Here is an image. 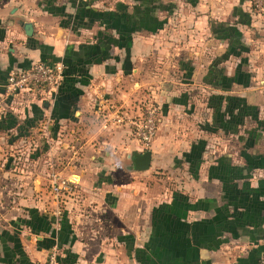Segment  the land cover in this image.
<instances>
[{"label":"crops","instance_id":"1","mask_svg":"<svg viewBox=\"0 0 264 264\" xmlns=\"http://www.w3.org/2000/svg\"><path fill=\"white\" fill-rule=\"evenodd\" d=\"M261 2L153 1L157 30L131 31L128 46H98L103 34L119 40L126 29L81 21L80 4L118 12L123 3L139 16L138 0H0V115L22 121L35 104L42 117L33 136L10 143L14 160L43 136L29 155L39 164L12 174L16 213H0V264H44L52 249L59 264H258L264 15L251 4ZM38 60L67 65L52 95L41 104L34 90L7 95V74ZM142 99L161 109L148 147L128 122ZM146 149L149 167L134 169L132 153ZM53 174L78 189L55 199ZM29 209L41 218L32 227L22 221Z\"/></svg>","mask_w":264,"mask_h":264},{"label":"built area","instance_id":"2","mask_svg":"<svg viewBox=\"0 0 264 264\" xmlns=\"http://www.w3.org/2000/svg\"><path fill=\"white\" fill-rule=\"evenodd\" d=\"M63 70L64 65L61 62L35 61L25 68L11 70L3 85L4 91L6 94H10L34 90L35 93L50 96L62 82ZM142 105L143 107L139 109L143 112L131 115L128 122L134 136L144 147H148L156 135L159 107L146 100L141 103ZM115 118L116 121H120L118 115ZM50 180L48 190L55 196V199L77 189L75 180L60 178L56 174L50 175ZM44 264H59L55 249L49 252ZM258 264H264V246Z\"/></svg>","mask_w":264,"mask_h":264},{"label":"trees","instance_id":"3","mask_svg":"<svg viewBox=\"0 0 264 264\" xmlns=\"http://www.w3.org/2000/svg\"><path fill=\"white\" fill-rule=\"evenodd\" d=\"M139 3L137 5H134L133 9L134 11H139L142 13L139 16H135V15H130L129 13L126 12V8L127 5L120 3L118 5V8L116 9L118 12L116 11H99V10H94L92 8H87L86 7V3H81L80 4V10L78 15L80 17H78L79 19H81L84 16L89 17L90 19H97L100 20L101 22H104L106 25L109 24V26L114 27L116 29L122 27L125 30L124 34H121L119 40H115L113 39V37L111 35L108 34H103L102 36L99 37V43L97 44L98 46H102V44H110V43H115V42H127L128 44H126L127 46L130 44L131 42V36H130V32L133 30H138V29H146L149 31H154L157 30L160 26L161 23L160 21L156 18L155 16V8H157V6H155V4H152L153 1H158V0H138ZM154 12V13H153ZM155 16V17H154ZM121 18V19H120ZM105 20H109L108 23L105 22ZM116 23H118V25H116ZM101 55H105V52H102ZM100 55V56H101ZM104 58V57H103ZM102 59V58H101ZM43 61V60H42ZM46 63H52L53 61H43ZM63 62V61H62ZM64 66H67L65 62ZM29 66V65H27ZM27 66H22L20 65V67L25 68ZM63 74L65 75V68L63 70ZM236 99V98H235ZM233 100L232 98H230V101ZM159 109H158V118L160 116V106L158 105ZM32 110H33V115L32 116H26L24 120L19 121L18 118L13 115L12 113H5L3 115H0V131H8L12 128L16 129V135H12L10 137V142L11 143L13 140H15V138L17 137H23L29 134V130L31 128H33L36 124V122L41 119V115H38V107L37 105H32ZM246 109V107L244 106V110ZM246 113V110H245ZM15 137V138H14ZM197 149L191 150V154L192 155H198L199 153L196 151ZM28 215H29V219H22V221L29 226H33L34 222L35 223H39L40 221V216H38V213H36L34 210L29 209L28 211ZM44 220V219H43ZM4 237H7V232H2ZM58 260V259H57Z\"/></svg>","mask_w":264,"mask_h":264},{"label":"rangeland","instance_id":"4","mask_svg":"<svg viewBox=\"0 0 264 264\" xmlns=\"http://www.w3.org/2000/svg\"><path fill=\"white\" fill-rule=\"evenodd\" d=\"M263 3L264 2L258 3L257 6H255L252 3L251 6H253V8L260 10L259 13H262L264 15V9L262 8L264 5ZM5 80H6V78H5ZM10 94H15V93H10ZM36 95H37L36 96L37 101H39V103L41 104L40 100L46 96L43 94H39V93H36ZM143 101L144 100L142 99L141 101H139L137 103V105L133 109V114H131V115H135L136 113L141 114L143 112L142 110L139 109L140 107H143V105L141 106V103ZM122 111L128 112V110L126 108H122ZM131 115L129 114V116H131ZM129 116H128V118H129ZM35 133L36 132H34V136H35ZM37 133L39 134L40 132H37ZM41 133H42V131H41ZM132 133H133V131H132ZM31 134H32V132H29V135L27 137L30 138ZM12 135H14V134L11 132L0 131V213L2 214L1 217H5V218H10L11 216H13L16 213L15 209L12 208V206L14 205L12 202L13 198L10 197L11 193H12V191H10V190L12 189V187L13 188L15 187L14 181L11 180V177H13L12 174L19 172V173H22L20 175H23L28 170V168H31V166H35V165L39 164V162L36 163V158L29 159V155L30 156L33 155L32 152L36 151L35 149L38 150V146L41 147V145H42L41 141L43 140V138H42L43 136H41V135L39 137L38 136L32 137L33 138L32 139L33 144L38 143V146L32 147V146L24 145L22 147V157H19L18 160H14V157H13L14 151H15V153H18L19 151L17 149H15L9 143L10 137ZM32 136H33V134H32ZM55 136H56V134H55ZM36 138H39L38 142L36 141ZM177 164H180V163H177ZM23 176H26V175H23ZM18 179H21V180H18L17 187L20 185V183H26L25 177L18 178ZM33 184L35 185L34 181H33ZM76 186H77V184H76ZM77 189H78V187H77Z\"/></svg>","mask_w":264,"mask_h":264},{"label":"water","instance_id":"5","mask_svg":"<svg viewBox=\"0 0 264 264\" xmlns=\"http://www.w3.org/2000/svg\"><path fill=\"white\" fill-rule=\"evenodd\" d=\"M24 31L27 35H30L32 32V24L28 21L24 22ZM150 155L151 152L146 149L142 152H133L131 155V161H132V166L136 170H144L149 167L150 164Z\"/></svg>","mask_w":264,"mask_h":264}]
</instances>
